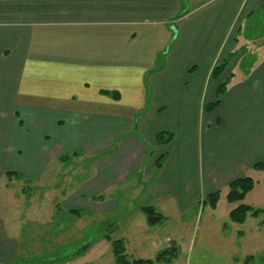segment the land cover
Here are the masks:
<instances>
[{
	"label": "crops",
	"instance_id": "0c3cea01",
	"mask_svg": "<svg viewBox=\"0 0 264 264\" xmlns=\"http://www.w3.org/2000/svg\"><path fill=\"white\" fill-rule=\"evenodd\" d=\"M191 3L0 0V264H14L20 252V215L2 210L15 177L6 172L30 181L48 173L51 183L62 181L55 185L62 203L59 188L77 177L67 208L88 218L115 212V192L137 196L132 211L146 222L141 207L172 204L182 213L264 161V45L250 46L258 34L240 33L264 0ZM223 59L226 68L211 80ZM228 75L220 103L207 112ZM161 131L172 138L157 143ZM83 156L92 158L91 172L78 176L80 164H72ZM146 227L130 241L143 243L153 226ZM110 240L97 238L65 264L111 250Z\"/></svg>",
	"mask_w": 264,
	"mask_h": 264
},
{
	"label": "rangeland",
	"instance_id": "374dc122",
	"mask_svg": "<svg viewBox=\"0 0 264 264\" xmlns=\"http://www.w3.org/2000/svg\"><path fill=\"white\" fill-rule=\"evenodd\" d=\"M180 1L185 6L188 0ZM207 1L192 0L190 8L200 7ZM249 22L250 25L240 33L252 37L258 34V41H250L249 44L258 49L264 45V9L254 13ZM147 105L148 102L140 107L136 118L147 110ZM80 161L72 164L74 167L80 164L72 173L86 176L91 172L92 158L83 156ZM246 175L252 178L253 187L239 201L226 198L232 180L228 186L218 188V197L213 205L205 201L207 196H204L187 209L183 204L185 210L182 213L172 204L158 206L156 211L162 215V220L145 229L143 243L130 241L140 227L149 226L138 208L132 211L139 197L132 196L129 201L130 198L124 199L123 194L115 192L119 201L115 212H102L88 218L67 208L68 201L76 193L75 186L80 180L77 177L69 178L59 188L63 191L61 196L68 199L62 203L58 187H55L62 181L53 180L51 183L48 173L44 172L31 181L20 175L11 176L9 185L4 188L2 214L7 215V209H13L20 215V230L16 237L20 242V252L14 264H65L80 258L88 246L102 237L125 239V253L130 260H153L161 254L153 264H264V170L254 168L253 164ZM241 203L249 205L251 210L246 212L242 222L237 223L230 219L229 212ZM50 210L53 218L47 217ZM254 210H259V213L253 215ZM163 251H168L164 257ZM81 264H115V260L109 250Z\"/></svg>",
	"mask_w": 264,
	"mask_h": 264
},
{
	"label": "trees",
	"instance_id": "16d2710c",
	"mask_svg": "<svg viewBox=\"0 0 264 264\" xmlns=\"http://www.w3.org/2000/svg\"><path fill=\"white\" fill-rule=\"evenodd\" d=\"M186 10H182L178 14L174 15L173 18L177 19L185 15ZM228 64V59H223L219 63H217L211 70L210 72V79L211 80H217L220 78L221 74L223 73L224 69L226 68ZM230 78L231 75H228V77L224 78L222 81L219 82L217 88H216V93H215V100L212 103H208L205 105V110L207 112L212 111L218 104L220 103L221 98L225 94L228 84L230 83ZM112 96L114 98L118 97V94L113 92ZM172 138V134L169 132H158L155 136V141L157 143H166ZM163 160V155L158 158L156 161V166H160ZM254 168L256 169H263L264 170V161H259L254 164ZM8 175H19L17 173L12 172H6ZM21 176V175H20ZM253 180L249 176H240L236 179H234L230 184H229V192L226 196L228 201H239L247 191L253 187ZM207 197L205 198V201L208 200L212 205L215 203L217 197H218V191L210 193L206 195ZM251 210L249 205L246 204H238L236 208H233L229 212L230 219L234 222L240 223L244 220L246 212ZM141 211L144 213L146 217V222L147 225L149 226H154L156 225L159 221L162 220V215L155 211V209L151 206H143L141 207ZM259 213V210H254L253 215H257ZM264 224V219L262 221ZM108 240L109 237H106ZM111 243V251L112 254L114 255V259L116 261V264H153L152 259H128L127 254L125 253V247L123 244L122 239H114L110 240ZM163 257L165 254L168 253V251H163ZM161 254H159L156 257V260H159Z\"/></svg>",
	"mask_w": 264,
	"mask_h": 264
}]
</instances>
